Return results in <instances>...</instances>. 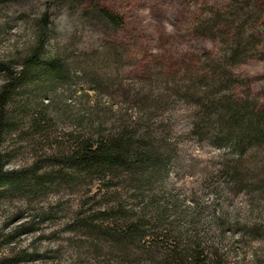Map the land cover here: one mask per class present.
<instances>
[{"label":"rangeland","instance_id":"obj_1","mask_svg":"<svg viewBox=\"0 0 264 264\" xmlns=\"http://www.w3.org/2000/svg\"><path fill=\"white\" fill-rule=\"evenodd\" d=\"M231 6L263 28L253 56L233 66L223 35L199 30ZM41 47L64 74L37 73L0 101V174L18 178L0 183V264H174L176 253L264 264V146L240 152L210 126L194 131L199 98L177 92L217 63L264 110V0H0V97ZM125 128L152 135L160 167L111 176L61 161L77 138ZM126 220L142 235L125 247L106 231Z\"/></svg>","mask_w":264,"mask_h":264},{"label":"trees","instance_id":"obj_2","mask_svg":"<svg viewBox=\"0 0 264 264\" xmlns=\"http://www.w3.org/2000/svg\"><path fill=\"white\" fill-rule=\"evenodd\" d=\"M243 10L242 7L231 6L227 12H221L215 18H210L199 29L204 35L215 36L220 33L223 35L228 44L226 64L231 66L253 56L255 45L261 40V33H263V28L257 25L258 18L251 13H244ZM94 11L101 20L114 27L123 24V20L109 9L96 7ZM248 25L249 28H246ZM42 48L35 49L33 54L21 63V71L11 73L9 82L4 86L3 95L0 97L1 104L6 105L11 93L37 73L44 72L50 76L64 74L63 62L56 58H44ZM211 64L215 62L211 61ZM208 69L210 70L204 73L185 77L177 87L178 93L184 90L186 96L199 98L197 102L203 109L204 117L196 120L194 131L204 130L210 126L218 133L220 141L229 144L232 148H238L240 152L245 150L243 148L247 144L264 146V110H257L256 104L240 99L236 95L231 89L234 82L231 71L217 63L210 65ZM5 124L0 125V136L6 129ZM152 139L148 131L137 135L126 128L125 135L116 137H80L71 146L70 154L62 157L61 161L67 167H75L92 174L114 176V173L119 174L121 171H132L133 173L136 171L143 174L151 168L160 167L163 161L162 153L152 147ZM35 178L39 183L44 176ZM140 179L138 177L135 180L141 182ZM17 180V175L0 174V183L7 182L16 186ZM139 228L140 225L126 220L124 229L107 228L106 232L119 237V242L126 247L130 240L141 237ZM173 256L175 257L174 264H203L199 256L189 257L180 253Z\"/></svg>","mask_w":264,"mask_h":264}]
</instances>
